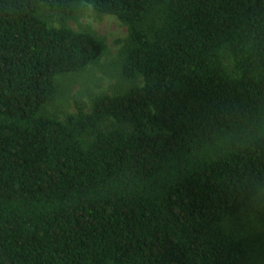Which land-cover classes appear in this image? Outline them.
I'll return each mask as SVG.
<instances>
[{
  "label": "trees",
  "instance_id": "16d2710c",
  "mask_svg": "<svg viewBox=\"0 0 264 264\" xmlns=\"http://www.w3.org/2000/svg\"><path fill=\"white\" fill-rule=\"evenodd\" d=\"M81 3L142 81L62 120L57 77L106 47ZM263 191L264 0H0V264H257Z\"/></svg>",
  "mask_w": 264,
  "mask_h": 264
},
{
  "label": "rangeland",
  "instance_id": "374dc122",
  "mask_svg": "<svg viewBox=\"0 0 264 264\" xmlns=\"http://www.w3.org/2000/svg\"><path fill=\"white\" fill-rule=\"evenodd\" d=\"M48 18L53 25L61 26L55 16L50 15ZM65 25L92 33L101 39L106 47L103 55L85 69L57 77L58 91L47 103L46 113L64 120L77 113L78 100L89 110L95 95L120 92L132 84L141 83L142 78L131 82L124 79L120 73L129 27L116 15L100 14L91 5L81 3ZM239 220L241 231L251 238L250 242L257 248L254 260L257 264H264V191Z\"/></svg>",
  "mask_w": 264,
  "mask_h": 264
}]
</instances>
